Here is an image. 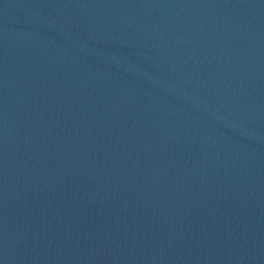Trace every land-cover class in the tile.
<instances>
[{
    "label": "water",
    "instance_id": "1",
    "mask_svg": "<svg viewBox=\"0 0 264 264\" xmlns=\"http://www.w3.org/2000/svg\"><path fill=\"white\" fill-rule=\"evenodd\" d=\"M0 264H264V0H0Z\"/></svg>",
    "mask_w": 264,
    "mask_h": 264
}]
</instances>
